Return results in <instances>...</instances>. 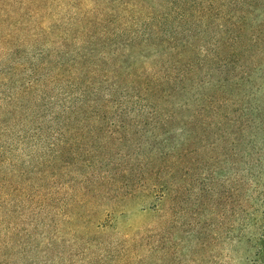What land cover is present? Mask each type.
<instances>
[{
  "label": "rangeland",
  "instance_id": "rangeland-1",
  "mask_svg": "<svg viewBox=\"0 0 264 264\" xmlns=\"http://www.w3.org/2000/svg\"><path fill=\"white\" fill-rule=\"evenodd\" d=\"M102 1L40 0L35 20L15 14L13 0L0 6L7 24L41 28L19 48L16 113L40 130L1 175L14 191L0 210V264H253L264 214V1L243 24L234 0H213L209 21L198 12L207 0ZM176 8L180 26L160 19ZM144 23L150 46L127 67L115 30ZM8 29L0 23V36ZM64 52L69 68L52 71ZM172 68L185 80L166 81Z\"/></svg>",
  "mask_w": 264,
  "mask_h": 264
},
{
  "label": "trees",
  "instance_id": "trees-1",
  "mask_svg": "<svg viewBox=\"0 0 264 264\" xmlns=\"http://www.w3.org/2000/svg\"><path fill=\"white\" fill-rule=\"evenodd\" d=\"M108 0H103V3H107ZM260 1L264 0H234L232 3L235 6L237 10V16L236 19L240 24L245 23L246 21V9L247 8H253L256 4H258ZM18 4V10H16L14 13H18V11L28 12L30 13L31 18H34L38 15L37 10L39 9V2L40 0H13L12 3ZM26 3V6H23L22 3ZM3 4V0H0V6ZM237 6V7H236ZM213 0H207V4L203 6L202 8H199L198 12L200 13V17L202 19H205V21H209L213 17ZM264 7V6H263ZM13 8V7H11ZM234 8V9H235ZM233 9V10H234ZM12 12V11H10ZM172 16V20L176 19V22L179 23L180 19L182 17H185L179 8H176L174 10H166L162 13V16L160 17L161 20H163L164 23H166L167 18L169 16ZM5 16H8L7 14ZM19 16H23L22 13L19 14ZM232 18V15H231ZM149 19L153 20V17H149ZM0 23L3 24L6 28L8 27V32L6 31V34H3L0 36V45H3L4 49H0V210L3 208H6L8 204V198L9 196V190L14 191V188H10V182L11 179H6L5 177L1 176L4 173V166L6 164V160H9V155L13 152L14 147L19 146L20 144H23L25 140H28L29 138L33 137L34 134H36L40 130V124L35 121V118L30 117L27 122L23 121V116L16 113V109H19L16 105V96L19 93L18 88V81H19V68L24 67V60L19 55L21 54V51L19 48L22 46V43L25 42L26 36L29 37L28 40H34V35L36 34V30H38L40 27L36 25L33 22H28L20 20L19 18L16 19L14 22L7 24L6 18L0 20ZM91 26L94 28L98 27V23L96 22H89ZM25 25L28 26L29 29H31L32 32H29L25 29ZM181 24L179 23V26ZM75 24L69 22L70 28H75ZM88 25L86 26V28ZM41 30V28H40ZM147 28L146 24L140 25L139 29L135 28H129L124 32H120L118 29L115 30L114 37L118 40L117 46H121L123 48L122 51H120V60L122 58L123 62H126L127 67H132L135 64V58L141 55V51L146 48L147 46H150L147 44V39L145 38V35L150 39V35L146 34ZM24 33L25 37L21 38L16 44V46L13 48L12 51V45L13 41H16L19 39L20 33ZM73 33L75 31H69L65 30L64 33ZM234 33V31H233ZM76 34V33H75ZM66 35V34H65ZM64 35V36H65ZM144 37V38H143ZM236 36L233 34L231 39L229 40L231 43L234 42ZM152 47H155L154 44H151ZM18 49V51L16 50ZM138 49V50H137ZM15 52H17V55H15ZM6 54V55H5ZM7 56V57H6ZM149 55H145L144 57H147ZM208 56H212L211 53L208 54ZM63 57L67 58H59L56 63H53L52 71H57L59 68H62L63 66L68 67L70 66L71 61H73V56L70 55L68 52H64ZM112 64L115 67V63ZM34 72H36V69L32 67ZM175 68H172L168 71V75L166 78V81L170 82H181L185 80V75L182 71L175 70ZM106 72L115 75L119 71L118 69L114 68L111 70H105ZM145 84H154L156 83V77L151 75H145ZM140 79V78H139ZM98 91V90H97ZM82 101L85 102L83 99ZM99 106V102L97 101H91L89 109L93 107ZM25 126H28V131L24 129ZM35 171H39V169L35 168ZM143 176V180H147L150 178L149 174L140 175V177ZM22 191V190H21ZM20 191V192H21ZM129 191V190H128ZM89 193V192H88ZM131 192H129L130 195ZM66 200H62L61 203L59 202V199H57L55 202L58 204H61L60 206H65L67 203L69 205V202H71L72 196L67 195ZM9 208V207H8ZM8 210V209H6ZM8 211H11L9 209ZM64 211V210H63ZM62 209H59L55 216L61 215L64 217ZM4 217V216H3ZM0 217V236L3 235V238H0V244L3 246H6V231L1 226L3 223L4 218ZM12 216H9L8 219H10ZM259 235L256 238L255 248L254 252L252 253L253 257V264H264V214L260 220V225L258 227Z\"/></svg>",
  "mask_w": 264,
  "mask_h": 264
}]
</instances>
